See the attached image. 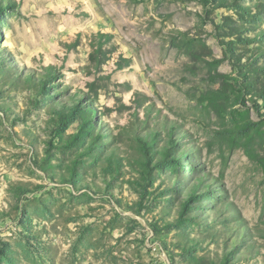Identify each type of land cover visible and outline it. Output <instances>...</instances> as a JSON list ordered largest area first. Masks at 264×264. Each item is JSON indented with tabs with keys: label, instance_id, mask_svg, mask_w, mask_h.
<instances>
[{
	"label": "rangeland",
	"instance_id": "374dc122",
	"mask_svg": "<svg viewBox=\"0 0 264 264\" xmlns=\"http://www.w3.org/2000/svg\"><path fill=\"white\" fill-rule=\"evenodd\" d=\"M0 264H264V0H0Z\"/></svg>",
	"mask_w": 264,
	"mask_h": 264
},
{
	"label": "trees",
	"instance_id": "16d2710c",
	"mask_svg": "<svg viewBox=\"0 0 264 264\" xmlns=\"http://www.w3.org/2000/svg\"><path fill=\"white\" fill-rule=\"evenodd\" d=\"M158 136H155L154 138H153V140H150V141H146V142H143L142 140H140L139 141V145H140V149H141V152H142V154L144 155V157H145V159L147 160V162H148V160L150 159V154H151V141H155V139L157 138ZM171 140V139H170ZM172 145L170 144V147H171ZM172 149H169L168 151H164V152H162V156L164 157V159H167L168 157H169V155H170V151H171Z\"/></svg>",
	"mask_w": 264,
	"mask_h": 264
}]
</instances>
